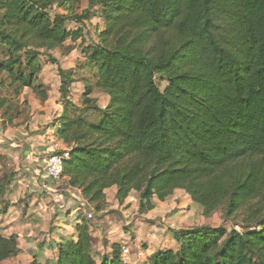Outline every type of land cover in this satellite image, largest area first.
<instances>
[{
  "label": "trees",
  "instance_id": "16d2710c",
  "mask_svg": "<svg viewBox=\"0 0 264 264\" xmlns=\"http://www.w3.org/2000/svg\"><path fill=\"white\" fill-rule=\"evenodd\" d=\"M82 1L0 0V75L17 95L28 88L45 101V56L57 65L65 101L56 133L70 151L53 218L73 234L38 241L29 264H122L119 243L110 252L96 248L92 220L68 186L96 214L107 208L110 187L119 203L136 194L139 215L176 190L205 216L221 209L234 223L240 212L244 226L230 230H175L177 249L154 252L143 264H264V0ZM57 49L77 55L75 67L62 68L50 54ZM77 81L81 106L66 100ZM95 91L107 96L104 106L89 100ZM5 103L0 97V147L14 149L20 142L1 136L12 123L11 108L1 112ZM14 176L0 178V200ZM30 185L39 196L54 190L47 175ZM19 250L0 220V262Z\"/></svg>",
  "mask_w": 264,
  "mask_h": 264
},
{
  "label": "rangeland",
  "instance_id": "374dc122",
  "mask_svg": "<svg viewBox=\"0 0 264 264\" xmlns=\"http://www.w3.org/2000/svg\"><path fill=\"white\" fill-rule=\"evenodd\" d=\"M85 3L86 0H83L81 2V7H84ZM55 11H57V9L53 7L49 8L50 15H53ZM91 22V24L94 25L98 22V19L93 18ZM86 31H89L88 35L86 34ZM86 31V36L93 34V32L91 33V30ZM50 54L56 59L57 63L60 64L62 68L66 69L72 68L73 66L75 67L77 55L70 54L68 56H64L62 55L61 50L58 49L51 51ZM42 58L43 59L41 60H43V65L39 74V81L47 90V101H41L38 95L33 93L28 88L22 89L20 94L17 95L14 93L17 85L10 86V80L6 78V74L2 73L0 75V78H2V83L0 85V97L6 100L1 112L9 106L11 109L8 114L12 116V123L7 126L6 133L9 135L19 133V137L22 138L20 140V148L23 150L24 146L27 145V142L31 143L34 141L36 146L41 148L46 147L43 141L36 135L33 136V134L39 133L41 127L51 125L55 122L54 117L56 113H58L56 107H62L63 111V103L65 102L59 92L60 79L57 65L52 64L45 56ZM83 90L84 88L81 82L69 84L66 100L75 106H81L84 100ZM88 98L89 100H97L100 105H105L107 102V96L98 91H95ZM0 117H2L1 113ZM1 121L2 118H0V122ZM48 144H50L49 139ZM30 160L31 158L23 155L22 152L18 153L8 151L5 152L4 155L0 154V178L2 176L7 178L11 173L16 174V177L12 179L10 184L7 186L8 189H13V193H11L10 196L11 201L14 203L16 202V207L14 209L15 212H13L4 221L8 223V226H10L9 230L11 232L21 233L24 227L19 225L17 222L19 214L24 211L23 218H25L27 214L33 213L35 209L34 212H39L41 216L33 215L34 217H28L30 220L35 221L33 224L34 230L31 236L43 234L44 237H48L51 236L49 228L51 227L52 229V226H56L55 223L60 221L56 219L51 220V216L46 212V210L52 211L54 209L53 204L57 202L53 199L57 198L62 191L58 186H54V190L48 191L46 196H37L34 194L32 191L33 188L29 185L30 181L25 178L23 174L24 170L33 166V163ZM34 171L35 170H32L31 172ZM175 195L177 196L176 199H174V202L171 203L167 201L161 204L157 203L155 209L147 214L139 215L137 210L134 209V198L136 197V194L132 193L130 196L131 199L127 203H124L126 199L122 203H117L114 199L113 192L107 191L105 198H108L109 206L111 205L113 208H108L106 211L107 213L104 215L93 216L91 219L94 222H98L101 226V229H98L101 235L98 236L99 234L96 233L94 238L99 244L101 243V239L103 237H109L110 240H127L129 244L127 246L131 257V246H135L136 254L140 252L141 249L147 248L150 245L148 243V241L150 242V238L152 236H156L155 231L157 228H160V230H162L161 234H163L159 238L164 240L163 242H166L164 244L169 245L167 241L171 239L170 231L172 230L200 225H210L212 227L223 226L227 230H230L234 225L244 226L243 223L240 222V212L236 214L235 218H233L234 223L225 219L221 209H218L209 216H205L199 209L192 205L188 194L184 192H177ZM40 197L41 199H39ZM58 202L62 203L61 201ZM25 203H29V206H33L34 209L30 210L27 206H25ZM66 203L70 204V200ZM66 209H68V207H65V210ZM68 211H70V209ZM38 218L41 219V221H38ZM239 226H236V228H239ZM18 242L20 243L22 250H19L15 256L3 260L0 264L27 263L28 257L24 249L25 242L22 238H18ZM172 248L176 249L177 245L173 243ZM146 258L147 257H144V262H146Z\"/></svg>",
  "mask_w": 264,
  "mask_h": 264
},
{
  "label": "crops",
  "instance_id": "0c3cea01",
  "mask_svg": "<svg viewBox=\"0 0 264 264\" xmlns=\"http://www.w3.org/2000/svg\"><path fill=\"white\" fill-rule=\"evenodd\" d=\"M85 6H86V3H85ZM84 6V7H85ZM96 19V18H95ZM92 20V19H91ZM91 22V21H90ZM98 22H99V19H98ZM97 22V23H98ZM92 23V22H91ZM70 55V54H69ZM64 56H68V55H64ZM65 69V68H64ZM66 69H69V68H66ZM78 82V81H77ZM73 83H75V82H73ZM73 83H71V84H73ZM48 99V98H47ZM47 99L45 100V101H47ZM102 106H104V105H102ZM56 109L58 110V113H56V115H55V117H54V120H55V122H53L51 125H45L44 127H41L40 128V131H39V133H36V134H33V136L34 135H36L37 137H39V139L40 140H42L43 141V143L46 145V147H38V146H36V144L34 143V142H27V145H25L24 146V150L23 149H21L20 147H21V144H19V146H18V148H10V147H8V146H6V145H3V147H0V154L1 155H4V153L5 152H8V151H14V152H22V154L23 155H26L27 157H29V158H31V160L30 161H32V163H33V166H30L28 169H26V170H24L23 171V174H24V177L25 178H27L29 181H30V183L32 182V181H39V179L40 178H44V176H46V173H45V166H46V164H47V157H48V155L50 154V151H51V146H49L50 144H51V140H52V138L51 137H49V135H48V133L52 130V131H54V132H56L57 131V127H58V119H59V117H60V115H61V112H62V107H60V108H57L56 107ZM6 130L7 129H5L1 134V136L4 138V137H9L11 140H14V141H17V142H21L20 140L22 139V138H20L19 137V133H15V134H13V135H9V134H7L6 133ZM48 139H49V141H50V144H48ZM40 157V158H39ZM32 170H35L34 172H38V173H40L41 175H40V178H38V177H33V174L31 173V171ZM28 172H30L31 174H29V175H27L28 174ZM16 177V174H15V176H14V178ZM13 178V179H14ZM35 179V180H34ZM30 183H29V185H30ZM63 183V182H62ZM64 184V183H63ZM10 190V188L9 189H7V191L5 192V194H4V199H2V200H0V209L1 208H3V207H5V211L2 213V214H0V220L1 221H3V225H4V227L6 228V233L7 234H13L15 237H16V239H17V242H18V238H22L23 240H24V242H25V251H26V255H27V257H28V261H27V263L26 264H29V262L31 261V259H32V254H33V252L36 250V248H37V242L38 241H41V240H45V241H60V240H62L61 239V236H63V238L64 239H68V238H71L72 237V234H73V228L68 224V223H65V220L64 219H61V218H56V220H58V221H60V222H57V223H55L56 224V226H52V229H51V227L49 228V231H50V234H51V236H46V237H44L43 236V234H41V235H34V236H31V234L33 233V230H34V228H33V223L32 224H28V223H24V220L27 218V217H34L33 215H39V216H41V214L39 213V212H34L35 211V209H34V207L33 206H29V209L31 210V209H34V211H33V213H29V214H27V216L25 217V218H23L24 217V213L22 212L21 214H19V216H18V218H17V222H18V224L19 225H22L24 228H23V230L21 231V233H15V232H11L9 229H10V226H8V223H6L4 220L7 218V217H9L13 212H15L14 211V209H15V203L14 202H12L11 201V193H13V189H11L12 191H9ZM67 190H71V189H69V188H67ZM66 190V191H67ZM107 191H112L113 192V196H114V199H115V191H116V189H115V187H110V188H108V189H106L105 190V195H106V193H107ZM73 192V191H72ZM177 192H184L183 190H176L175 192H174V194H173V196L168 200L169 202H174V199H176V196L177 195H175V193H177ZM74 194H75V198L76 197H78L77 196V193H75V192H73ZM185 193V192H184ZM38 196V195H37ZM131 196V195H130ZM127 197L126 198V200H125V202L124 203H127L128 201H130V199H131V197ZM39 199H41V197L39 198ZM58 201H60V197L58 196ZM106 199V202L108 203L109 202V200H108V198H105ZM116 200V199H115ZM57 201V203H55V204H53V206H55L56 204H58L59 202ZM117 201V200H116ZM191 201V200H190ZM165 202H167V201H165ZM7 203L9 204V205H7ZM118 203V202H117ZM157 203H159V204H161V203H163V202H160V201H158ZM26 204V203H25ZM38 204H40V203H38ZM70 205H71V201H70V204L68 203H66V207H68L69 206V208L68 209H66L65 211H68L69 209H71L70 208ZM157 205V204H156ZM40 206V205H39ZM122 206V205H121ZM156 207V206H155ZM155 207H154V209H155ZM108 208H113V206H109V203H108V206H107V208L103 211V212H101V213H99V214H96L95 213V216H101V215H104L105 213H107L106 211H107V209ZM46 209H48V208H46ZM134 209H136L137 210V201H136V197L134 198ZM153 210V209H152ZM151 210V211H152ZM53 211H54V209L52 210V211H48V210H46V212L51 216V220H53L54 218H53ZM150 212V211H149ZM148 213V212H147ZM147 213H145V214H147ZM73 215V210L71 209L70 210V213H69V217L66 219V220H70L69 218L70 217H73L72 216ZM143 215V214H142ZM38 221H41V219H37ZM34 221V220H33ZM35 222V221H34ZM43 223V222H42ZM54 224V223H53ZM92 224H93V226L91 227V229H90V233H91V235L93 236V238L95 237V234L96 233H98L99 235L98 236H100L101 235V233L98 231V229H101V226H100V224H98V222H94V221H92ZM149 230V229H148ZM155 230H156V228H155ZM156 231H158V232H156ZM155 231V235L156 236H152L151 238H150V242L148 241V243L150 244L147 248H145V249H141V251L140 252H138L137 254L135 253V246L134 245H132L131 246V249L130 250H132L131 251V257H130V263L129 264H143L144 263V261H145V259H144V257H148V256H150L152 253H154V252H157V251H160V250H166V249H173V250H175L174 248H172V245H173V243H175L176 245H177V243L175 242V240H174V238H173V232L175 231V230H172V231H170V234H171V239H169L167 242L169 243V245L168 244H164V243H166V242H163L164 240H161V238H159V237H161L163 234H161V232H162V230H160V228H157V230ZM153 232V231H152ZM106 238L107 237H103L102 239H101V243L99 244L98 243V241L94 238V240H95V246H96V248L101 252V253H103V252H110L111 251V248H112V244L113 243H119L120 244V246H122L123 244H127V245H129L128 244V242H127V240H122V239H120L119 241L118 240H110V238L108 237L107 238V240H106ZM170 241V242H169ZM18 246H19V248H20V250H22V248H21V246H20V243L18 242ZM133 247V248H132ZM130 248V247H129ZM177 249V248H176ZM137 252V251H136ZM144 253H145V256H144ZM45 254L47 255V256H53V255H55V250L54 251H51V252H49V253H46L45 252ZM129 256H130V254H129ZM147 259V258H146Z\"/></svg>",
  "mask_w": 264,
  "mask_h": 264
},
{
  "label": "built area",
  "instance_id": "2783aa9c",
  "mask_svg": "<svg viewBox=\"0 0 264 264\" xmlns=\"http://www.w3.org/2000/svg\"><path fill=\"white\" fill-rule=\"evenodd\" d=\"M48 135L52 138V140L50 144L51 151L47 157L45 173L47 177L53 181L54 186L60 187L64 180L62 177L63 159L68 158L70 148L65 145V143L58 137L56 132L51 130ZM68 188L71 189V191L77 193V209L81 210L87 216V218L92 219L93 216H95V212L91 204L81 196V193L78 189L72 188L70 186H68ZM53 200L57 202L59 200L58 196ZM120 260L122 264L130 263L129 249L127 244H123L120 248Z\"/></svg>",
  "mask_w": 264,
  "mask_h": 264
}]
</instances>
